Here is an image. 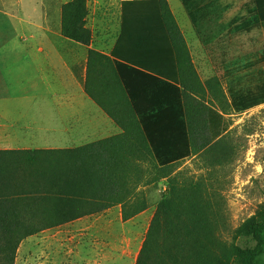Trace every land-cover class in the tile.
<instances>
[{
  "label": "trees",
  "instance_id": "1",
  "mask_svg": "<svg viewBox=\"0 0 264 264\" xmlns=\"http://www.w3.org/2000/svg\"><path fill=\"white\" fill-rule=\"evenodd\" d=\"M179 1L196 26L204 15L200 0ZM87 14L86 0L65 3L61 35L89 46L92 34L86 26ZM231 22L236 33L260 30L264 0H250L246 15ZM92 62L135 67L145 77L166 80L175 99L174 118L167 143L149 153L157 165L129 166L121 161L133 154L105 150V141L69 150L0 152V264H14L20 243L44 229L117 206L122 221L134 218L148 206L140 188L160 181L165 189L136 264H258L264 256V209L229 233L213 172L207 178L192 179L180 170L187 159L206 157L218 147L229 126L212 106L213 85L201 82L167 0H122L115 45L109 56L88 50V67ZM224 76L229 107L235 113L264 105V49L225 70ZM144 86L145 93L151 90ZM85 92L92 97L87 84ZM103 110L119 124L110 109ZM155 130L164 140L166 124ZM248 239L253 247L238 244Z\"/></svg>",
  "mask_w": 264,
  "mask_h": 264
},
{
  "label": "crops",
  "instance_id": "2",
  "mask_svg": "<svg viewBox=\"0 0 264 264\" xmlns=\"http://www.w3.org/2000/svg\"><path fill=\"white\" fill-rule=\"evenodd\" d=\"M12 1V4L2 2L0 10L14 25L26 24L31 39L26 49L40 59V64L8 67L11 62L15 64L11 49L7 51L8 66L2 57L0 152L69 150L105 141L102 145L105 150L133 154L129 160L121 161L129 166H156L149 153L160 143H167L169 122L174 118L175 99L169 95L166 80L145 77L135 67H112L111 63L97 62L88 67V50L105 56L112 51L120 32L122 0L115 13L99 1H95L97 9L92 10L90 0H86V26L92 34L89 46L61 35L62 6L72 0H55V32H51L48 2H41L39 11L36 6L40 0L27 4ZM169 9L173 15L170 5ZM36 23L40 28L35 27ZM167 70L170 71L169 67ZM86 84L92 97L85 92ZM145 84L151 87L146 93ZM16 87H22L19 94L14 90ZM103 108L110 109L119 124ZM164 123L165 139L159 140L160 133L155 129ZM30 215L29 210L27 217Z\"/></svg>",
  "mask_w": 264,
  "mask_h": 264
},
{
  "label": "rangeland",
  "instance_id": "3",
  "mask_svg": "<svg viewBox=\"0 0 264 264\" xmlns=\"http://www.w3.org/2000/svg\"><path fill=\"white\" fill-rule=\"evenodd\" d=\"M30 1L35 0H22L24 4ZM95 1L105 3L115 13L120 0H90L92 10L97 9ZM2 2L12 4L13 1ZM2 2L0 0V5ZM41 2H48L51 32H55L57 4L55 0H40L36 6L39 11ZM168 2L201 82L213 85L212 106L224 115L229 126L218 147L206 157L187 159L180 170L192 179L207 178L213 172L212 180L217 194L224 201L222 212L230 233L264 209V105L235 113L229 107L224 73L264 49V25L250 34L234 31L231 21L246 15L250 0H200L204 15L196 26L190 23L179 0ZM35 27L40 28V25L36 23ZM27 28L23 23L14 25L0 10V67L4 65L2 57L6 59L7 66L10 63L7 61L8 49L12 50L15 59V64L11 62L8 67L39 66L40 59L26 49L31 43ZM14 90L19 94L22 87ZM164 189V181L156 186L140 188L147 199V209L128 221H122L120 207L117 206L28 237L20 243L14 264H136ZM238 244L254 246L250 239L240 240ZM258 264H264V256Z\"/></svg>",
  "mask_w": 264,
  "mask_h": 264
}]
</instances>
